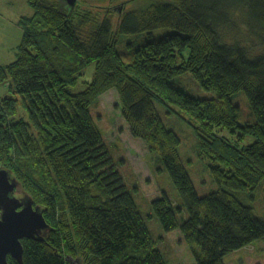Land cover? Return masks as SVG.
<instances>
[{
	"label": "trees",
	"instance_id": "16d2710c",
	"mask_svg": "<svg viewBox=\"0 0 264 264\" xmlns=\"http://www.w3.org/2000/svg\"><path fill=\"white\" fill-rule=\"evenodd\" d=\"M63 1L24 0L33 13L17 20V58L0 65V87L20 98L29 120L12 119L18 101L0 95V168L49 226L41 241H21V264H166L89 112L111 89L130 136L158 154L186 211L179 223L181 209L163 194L150 204L152 217L166 233L180 230L195 264H223L264 240V219L232 194L264 185V0ZM161 28L173 32L128 45L130 62L122 61L120 35ZM90 65L92 80L70 93ZM183 74L213 96L174 88ZM238 92L253 118L243 125ZM155 100L178 105L192 121L218 191L197 195ZM249 137L253 143L239 144Z\"/></svg>",
	"mask_w": 264,
	"mask_h": 264
},
{
	"label": "rangeland",
	"instance_id": "374dc122",
	"mask_svg": "<svg viewBox=\"0 0 264 264\" xmlns=\"http://www.w3.org/2000/svg\"><path fill=\"white\" fill-rule=\"evenodd\" d=\"M64 4L63 0H58ZM72 0H65L71 4ZM33 11L24 0H0V22L4 38L0 41V65H6L16 60L17 48L21 41V30L16 22L21 17L31 16ZM169 28H161L152 31L150 35L127 34L120 35L117 52L124 63H129L130 58L124 54L130 52L128 45L133 48L143 45L145 42L156 41L164 35L172 33ZM187 53L183 52L181 57L177 55L176 64L179 65L186 59ZM183 59V60H182ZM94 66L87 67L83 75L77 79L75 86L69 88V92L77 94L86 88L93 78ZM4 87H0V95L15 98L18 102L15 106L14 120L29 122L27 112L20 98L12 94ZM172 86L195 98H209L212 94L204 92L190 74L177 76L172 80ZM233 102L239 107L240 114L238 123L243 125L247 121H253L250 116L247 100L243 92H238L233 97ZM155 110L164 127L176 134L179 139L177 152L179 158L186 168L189 178L199 197H204L219 190V186L213 180L208 170V162L198 157L199 140L194 130V125L188 116L172 103H160L155 100ZM98 130L103 134L108 151L113 163L123 178L124 184L134 201L144 224L151 234L157 249L162 253L166 264H195L194 259L185 244L180 230L166 233L162 230L159 222L152 217L151 202L161 198L164 194L177 208V219L181 223L186 219V211L174 189L171 179L162 165L157 153H149L145 144L130 136L128 126L121 117L118 96L111 89L99 97L98 103L89 109ZM224 136L234 141L235 135L224 133ZM253 143V138H246L239 144L245 146ZM18 189L14 196L19 199ZM232 194L245 206L252 210V214L264 219V185L253 192H232ZM21 195V194H20ZM223 264H264V240L255 241L249 247L233 251L225 255ZM68 264H80L77 260L68 259Z\"/></svg>",
	"mask_w": 264,
	"mask_h": 264
},
{
	"label": "water",
	"instance_id": "95a60500",
	"mask_svg": "<svg viewBox=\"0 0 264 264\" xmlns=\"http://www.w3.org/2000/svg\"><path fill=\"white\" fill-rule=\"evenodd\" d=\"M16 189L11 175L0 168V264H7V257L21 264V241H41L49 229L31 200L21 201L14 196Z\"/></svg>",
	"mask_w": 264,
	"mask_h": 264
},
{
	"label": "crops",
	"instance_id": "0c3cea01",
	"mask_svg": "<svg viewBox=\"0 0 264 264\" xmlns=\"http://www.w3.org/2000/svg\"><path fill=\"white\" fill-rule=\"evenodd\" d=\"M16 25H17V22H16ZM18 26V25H17ZM19 28V27H18ZM2 24H1V22H0V41L4 38V34H3V32H2Z\"/></svg>",
	"mask_w": 264,
	"mask_h": 264
},
{
	"label": "flooded vegetation",
	"instance_id": "af4514ba",
	"mask_svg": "<svg viewBox=\"0 0 264 264\" xmlns=\"http://www.w3.org/2000/svg\"><path fill=\"white\" fill-rule=\"evenodd\" d=\"M18 196H19V200L21 201L24 200V197H22V195L19 194Z\"/></svg>",
	"mask_w": 264,
	"mask_h": 264
}]
</instances>
